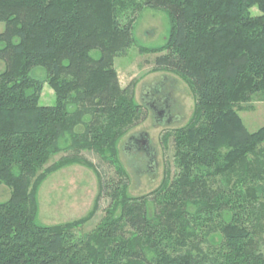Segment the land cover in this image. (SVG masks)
Instances as JSON below:
<instances>
[{
    "label": "trees",
    "instance_id": "1",
    "mask_svg": "<svg viewBox=\"0 0 264 264\" xmlns=\"http://www.w3.org/2000/svg\"><path fill=\"white\" fill-rule=\"evenodd\" d=\"M144 5L171 17L156 65L198 90L191 123L172 135L178 176L155 192L154 212L148 197L111 181L105 216L89 233L74 232L79 222L41 224L36 191L70 161L44 167L62 142L117 161L141 113L122 96L113 62L134 43L132 14ZM0 22V184L12 190L0 202V264H264V161L249 160L264 125L250 131L238 112L264 97V0H0ZM46 81L53 105L40 103ZM236 162L246 169L239 189L231 200L214 194L207 179ZM248 177L262 183L242 184ZM213 230L217 248H205Z\"/></svg>",
    "mask_w": 264,
    "mask_h": 264
},
{
    "label": "rangeland",
    "instance_id": "2",
    "mask_svg": "<svg viewBox=\"0 0 264 264\" xmlns=\"http://www.w3.org/2000/svg\"><path fill=\"white\" fill-rule=\"evenodd\" d=\"M252 11L259 13L257 7ZM132 17H135V41L125 53L114 58L113 64L123 90L122 96L133 98L141 104V113L119 140L117 161L113 157L105 158L92 152L89 148L80 149L72 147L71 143L62 142L61 150L51 155L44 167L66 157L71 158L70 161L49 172L36 191L38 221L41 224L53 226L79 222L74 232L80 236L89 233L105 216L110 197L104 185L111 184V181L125 182L127 194L131 197H148L150 209L154 212L156 208L160 209L152 200L155 192L160 187L171 184L178 176L179 157L176 155L172 135L176 129L191 123L198 108V90L181 72L156 65V58L165 52L163 47L169 39V12L144 5ZM4 29L5 23L0 22V32ZM6 66L7 61L0 59V72ZM35 73L40 78L47 74L41 68L36 69ZM55 102V90L46 81L40 94V103L53 105ZM161 110L165 111L164 116L158 115L157 112ZM238 112L250 131L262 127L263 95L255 94L250 103L241 104ZM257 151L258 155L249 154L252 164L257 157V162L258 159L264 161V143ZM118 165L125 169L127 176H121ZM245 170V164L236 162L235 166L221 170L217 176L207 179L206 183L210 190L215 188L214 194L227 191L225 198L230 196L231 200V196L241 185L240 180L244 176L241 173ZM244 181V185H255L256 181L262 180L256 179L254 182L248 177ZM11 193L9 186L0 184V202L7 201ZM224 208L228 209L230 206ZM214 233L215 230L208 235L205 248H217L212 242V237L217 232ZM127 262L141 264L137 261Z\"/></svg>",
    "mask_w": 264,
    "mask_h": 264
},
{
    "label": "flooded vegetation",
    "instance_id": "3",
    "mask_svg": "<svg viewBox=\"0 0 264 264\" xmlns=\"http://www.w3.org/2000/svg\"><path fill=\"white\" fill-rule=\"evenodd\" d=\"M157 113H158L159 116H164L165 111L164 110H161V111H158Z\"/></svg>",
    "mask_w": 264,
    "mask_h": 264
},
{
    "label": "water",
    "instance_id": "4",
    "mask_svg": "<svg viewBox=\"0 0 264 264\" xmlns=\"http://www.w3.org/2000/svg\"><path fill=\"white\" fill-rule=\"evenodd\" d=\"M146 136V135H145Z\"/></svg>",
    "mask_w": 264,
    "mask_h": 264
}]
</instances>
